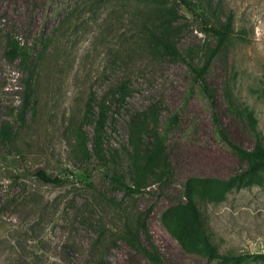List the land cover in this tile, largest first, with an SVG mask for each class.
Wrapping results in <instances>:
<instances>
[{"label":"rangeland","instance_id":"374dc122","mask_svg":"<svg viewBox=\"0 0 264 264\" xmlns=\"http://www.w3.org/2000/svg\"><path fill=\"white\" fill-rule=\"evenodd\" d=\"M207 1L234 29L212 57L216 38L178 0H0V126L10 122L14 130L0 142V264H149L124 240L125 225L137 219L168 264H230L209 259L203 244L185 249L163 224L167 208L185 205L188 186L221 253H264V171L248 172L217 134L186 62L152 47L147 36L165 25L188 62H209L206 77L230 135L247 149L264 147V0ZM8 37L34 54L46 49L30 101V70L7 57ZM121 86L127 95L119 105L111 94ZM89 97L112 101L106 148L112 171L129 182L130 121L158 105L170 160L162 180L130 196L96 160L71 168V127L84 123L89 136L94 132L93 119H84ZM38 169L70 182L44 184Z\"/></svg>","mask_w":264,"mask_h":264},{"label":"trees","instance_id":"16d2710c","mask_svg":"<svg viewBox=\"0 0 264 264\" xmlns=\"http://www.w3.org/2000/svg\"><path fill=\"white\" fill-rule=\"evenodd\" d=\"M178 1L197 15L204 23L205 31L212 33L216 38L217 45L211 57L232 39L234 35L232 19L223 20L220 16H216L211 1ZM168 31L165 25H158L149 29L147 31L149 35L147 36L150 45L175 60L186 62L194 79L193 85L200 87L211 105L213 123L219 137L236 155L246 160L249 173L264 171V147L262 145H258L254 149L243 147L230 135L225 127L217 110L216 90L206 77L209 62L203 66L188 62L177 46L170 40ZM50 40L51 38H48V41ZM7 42L10 45L7 57L12 61L19 60L20 65L26 68L27 73L30 70L25 80V89L28 93L26 99L30 101L36 92L34 88H36L39 81L38 63L46 49L34 54L32 48L22 45V42L15 40V38L8 37ZM126 89L127 87L121 86L116 92L111 94L119 105L126 98ZM117 96L118 98H116ZM93 99L89 97L84 113V119L91 118L94 121L93 134L89 136V133L84 128V123L79 126H72L70 129L71 168L80 169L96 160L102 173L111 183L120 187L125 194L130 196L143 192L152 180H162L164 175L168 173L170 160L166 153L167 138L166 134L162 132L158 105L153 104L145 110L137 112L130 121L132 178L129 182L125 177L112 171V162L106 148L108 139L107 122L112 101L107 97L95 103ZM25 107L23 108L24 111H21V119L25 117ZM249 113L252 115L251 111ZM177 121V116H175V118L171 119L170 126L175 125ZM13 136L14 130L10 122L3 123L0 126V142H8ZM72 171H68L69 176H73ZM35 176L39 181L47 185L63 186L70 182V178L67 175H55L43 169L36 170ZM186 199L185 205H172L162 215L165 227L178 239L185 249L191 250L200 243L204 245L209 259H222L230 262V264H244L249 260L264 261V253L238 255L221 253L213 244L205 229L202 214L196 201L194 187L188 186ZM124 240L131 248L141 253L149 264H168L165 255L154 242L144 220L137 219L126 224Z\"/></svg>","mask_w":264,"mask_h":264}]
</instances>
